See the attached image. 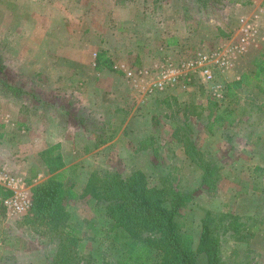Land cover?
Here are the masks:
<instances>
[{
    "label": "rangeland",
    "instance_id": "374dc122",
    "mask_svg": "<svg viewBox=\"0 0 264 264\" xmlns=\"http://www.w3.org/2000/svg\"><path fill=\"white\" fill-rule=\"evenodd\" d=\"M241 1L228 0L209 20L196 13L191 0H0L1 192L7 178L14 177L24 185L21 200L27 201L32 186L50 175L39 152L53 144L47 143L45 133L57 122L56 115L63 119L56 107L67 104L72 116L81 118L69 121L70 125L84 123L93 129L95 142L90 138L85 146L98 148L107 139L118 138L113 146L89 155L88 167L78 163L66 168V184L81 193L94 171L119 173L124 178L140 171L150 187L171 182L193 192L179 220L192 233L195 246L206 212L236 213L247 218L249 235L246 240L225 238L220 250L223 264H264L263 96L248 87L237 90L239 120L208 132L206 107L211 100L223 101L208 86L193 83L197 88L171 94L163 103L168 94L139 91L141 79L135 87L139 94L126 85L111 91V79L123 80L116 67L107 70L112 77H102L109 82L107 89L91 82L92 95L87 85L89 79L94 81V58L99 50H106L118 67L141 68L159 62L166 55L162 49L166 39L176 34L180 44L170 48L176 59L227 46L228 38L249 19L237 20L236 3ZM261 24L258 18L247 50L233 56L232 62L240 60L246 66L243 72H251L252 59L263 54ZM222 33L228 36L219 43ZM228 78L224 73L220 81L226 83ZM111 92L122 103L111 114L95 109V96L105 94L106 98ZM111 115L115 119L108 121L106 116ZM106 127L112 131L98 136L97 129ZM186 137L213 162L209 190L201 183L202 170L185 153ZM80 140L83 143L86 138ZM2 198L0 194V264H49L57 249L54 235L60 229L29 225L24 221L27 213L8 214L1 206ZM70 206L66 224L78 238L76 260L79 264H113L121 243L110 229L103 204L85 195L70 201ZM197 258L200 264L206 261L204 253Z\"/></svg>",
    "mask_w": 264,
    "mask_h": 264
},
{
    "label": "trees",
    "instance_id": "16d2710c",
    "mask_svg": "<svg viewBox=\"0 0 264 264\" xmlns=\"http://www.w3.org/2000/svg\"><path fill=\"white\" fill-rule=\"evenodd\" d=\"M191 1L197 14L214 17L228 0ZM94 63L97 69L115 70L105 50L96 52ZM251 63V72H242L238 78L225 83L221 103L211 100L206 107V131L232 126L239 120L237 90L248 87L264 98V55L254 57ZM168 97L162 102L166 103ZM2 135L0 132V137ZM184 142L185 153L202 170V185L206 184L208 190L211 189L209 178L214 173L213 162L204 158L190 138L186 137ZM39 156L50 175L32 186L31 204L24 221L29 225L60 229L54 235L58 240L57 249L49 264H79L74 250L78 238L66 223L70 218V201L85 195L103 204L111 221L110 229L120 240V254L113 264H200L197 258L200 252L205 254L203 264H223L220 250L225 238L246 240L249 235L247 218L236 213L208 211L201 218L199 241L195 246L192 233L183 229L179 220L181 209L192 200V191L181 190L171 182L150 187L140 171H133L125 178L119 173L99 175L94 171L79 193L65 182L66 168L59 143L48 145L39 152ZM2 189L0 186L2 196L12 194L11 190L5 188L1 192ZM1 206L6 209L2 203Z\"/></svg>",
    "mask_w": 264,
    "mask_h": 264
},
{
    "label": "built area",
    "instance_id": "2783aa9c",
    "mask_svg": "<svg viewBox=\"0 0 264 264\" xmlns=\"http://www.w3.org/2000/svg\"><path fill=\"white\" fill-rule=\"evenodd\" d=\"M257 23V16L244 21L236 34L228 38L227 46L220 45L209 51H195L178 59L165 56L152 66L129 67L125 71L126 76L134 83L140 82L141 79L142 89L148 95L159 94L179 85L187 87L199 83L208 86L210 93L217 100H223L225 83L220 81V76L230 69L236 53L242 54L247 50ZM3 185L12 191L11 195L2 198V205L8 209V214L19 215L27 212L31 197L27 198V201L21 200L24 185L14 177L7 178Z\"/></svg>",
    "mask_w": 264,
    "mask_h": 264
},
{
    "label": "crops",
    "instance_id": "0c3cea01",
    "mask_svg": "<svg viewBox=\"0 0 264 264\" xmlns=\"http://www.w3.org/2000/svg\"><path fill=\"white\" fill-rule=\"evenodd\" d=\"M236 4H237V6H239L237 8V10L240 13V14H238L239 17L237 18V20L243 21L244 20L243 17L251 19V17H252L251 15H253V16H257V18H259L260 23H262V24L264 23V0H249V2L241 1L240 3H236ZM199 16H202L204 18L203 15H199ZM209 20H212V19L209 17ZM221 27H223V26H221ZM259 31L261 33H263V35H264V32H263L264 30L262 31L260 28ZM227 36H228V34H226L225 36L220 35L218 38L219 43L222 41L223 38H226ZM179 40H180L179 38L177 39V34L175 36H169V38L166 39V41H165L166 44L162 47V49H164L166 51V55H163L165 52L161 53L163 55V57L171 56L170 54H173L174 49H170V48L176 47L177 44H180ZM259 42H261L263 44L264 40H260ZM258 47H260V45ZM251 48H253V47H251ZM251 51H252V49H250L247 52V58L251 54ZM106 53H108V52L106 51ZM262 53L264 55L263 50H262ZM94 60H95V58H94ZM157 62L158 61H155V62H152V63L147 64V65L152 66ZM147 65H146V67H148ZM113 67L118 68L115 72L117 73V75L120 74L122 76L123 80H122V82H120L119 80L116 82L114 79L113 80L111 79L112 84H111L110 90L111 91H117V90H120V88L122 86L125 87L124 85H126L127 88L129 87L131 90H134V92L139 94L135 88V87H137L136 86L137 83L130 81L129 78L126 76L125 71L129 67L126 65H123V64H122V66L120 65L119 67L116 65H113ZM245 68H246V66H244V64H242L240 62V60H239V62H236L234 60L232 62L231 68L226 72L227 77H229L228 78L229 81L233 80L235 78H238L240 76V74L243 72V70H245ZM107 70H110V69H107V68L97 69V68H95V71L93 72V74L95 73L94 78H93L94 81H91V79H89L88 83H87L88 87H90L93 82H96V83L98 82L97 85H99V88H102L103 90H105V88L107 89L109 82H106V78H102L103 75H107L106 77H108V78L111 76ZM114 78H115V76H114ZM100 79H102V81ZM103 79H104V82H103ZM190 86H187V87H182L181 85L175 86V87L166 89L161 94L164 95L167 93L168 95H166V96H169V95L174 94V93H181V92H183V90L185 88H197L192 84ZM88 87H87V89H89ZM137 88L139 91L142 90V87L141 88L137 87ZM90 89H91L90 93L93 95L92 86L90 87ZM95 89L96 88H94V91H95ZM112 93L113 92H111L109 95L107 94L106 98H105V94H101V96H95V99H94L95 103L93 104L95 106V109L100 108L101 110L105 111V113L107 112V113L111 114L110 112L113 111V108L117 104L120 105V103H122V101H123V99L121 97L115 98V96H113ZM56 108L58 110L57 114H61L63 119L60 120L58 118L59 116L56 115L57 116L56 117L57 122H54L53 124H51L52 128H50L49 131H47L45 133V140L47 141V143H53V144L59 143L60 144L61 153H62L63 161L65 164L64 168H68L72 165H77L78 163H84V165L86 167H88L89 166L88 164L90 163L89 155H93L97 151H98V153H101L102 147L113 146L115 144L114 142L118 138V135L114 139H111V138L107 139V141L101 147H98V148L92 147L91 148V147L85 146V143H88V144L90 143V142H88V141H90V138H93L92 143L95 142V138H94L95 135L93 133V129H90V126H89V128L86 127L84 125V123H80L78 125L74 124L73 126L70 125L69 121L75 122L76 119L80 120L81 118H79V117L76 118V116H72V111H71L72 107H68L67 104H63L62 106H59ZM66 112H68V114ZM106 118L111 119L108 121H112L115 119V118H113L112 115L106 116ZM91 121L95 122L96 119H91ZM79 126H81V127H79ZM107 127L104 130L102 128L97 129L98 136H101L102 134L106 135L112 131V130H110V132H109V128H107ZM80 138L84 139V140L86 138V140L82 143ZM87 138H89V139H87ZM227 154H228V152H227ZM227 154L225 155V157L227 156ZM92 158H96V157H92ZM231 161H233V160L231 159ZM257 165H259V164H257ZM249 244H250V246H252L251 243H249Z\"/></svg>",
    "mask_w": 264,
    "mask_h": 264
}]
</instances>
